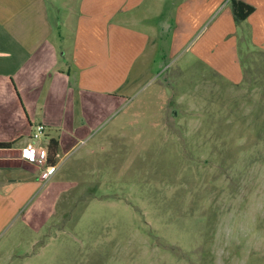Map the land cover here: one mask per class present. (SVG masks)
Segmentation results:
<instances>
[{
  "label": "rangeland",
  "instance_id": "1",
  "mask_svg": "<svg viewBox=\"0 0 264 264\" xmlns=\"http://www.w3.org/2000/svg\"><path fill=\"white\" fill-rule=\"evenodd\" d=\"M213 20L116 98L67 99L55 171L0 218V264H264V53L200 59Z\"/></svg>",
  "mask_w": 264,
  "mask_h": 264
},
{
  "label": "crops",
  "instance_id": "2",
  "mask_svg": "<svg viewBox=\"0 0 264 264\" xmlns=\"http://www.w3.org/2000/svg\"><path fill=\"white\" fill-rule=\"evenodd\" d=\"M237 1L253 8L238 23L231 0H0V143L12 144L0 149V218L38 188L40 169L20 150L36 124L45 126L43 143L53 139L69 97L116 98L136 62L154 64L193 37L198 19L214 17L206 42L195 45L200 59L233 57L237 42L264 53V0ZM35 105L44 119L26 115Z\"/></svg>",
  "mask_w": 264,
  "mask_h": 264
},
{
  "label": "built area",
  "instance_id": "3",
  "mask_svg": "<svg viewBox=\"0 0 264 264\" xmlns=\"http://www.w3.org/2000/svg\"><path fill=\"white\" fill-rule=\"evenodd\" d=\"M45 135V126L36 124L31 132L30 138L25 146L20 150V159L24 162L34 164L40 169L43 181L48 180L50 175L55 171V164L48 165V148L43 143ZM57 158V155H56Z\"/></svg>",
  "mask_w": 264,
  "mask_h": 264
},
{
  "label": "trees",
  "instance_id": "4",
  "mask_svg": "<svg viewBox=\"0 0 264 264\" xmlns=\"http://www.w3.org/2000/svg\"><path fill=\"white\" fill-rule=\"evenodd\" d=\"M230 9L233 14V18L235 22H241L245 20L253 11L251 6H248L240 1L231 0L230 2ZM12 146L11 143H0V149H8ZM48 165H54L56 161L57 149H58V142L57 140H50L48 145Z\"/></svg>",
  "mask_w": 264,
  "mask_h": 264
}]
</instances>
